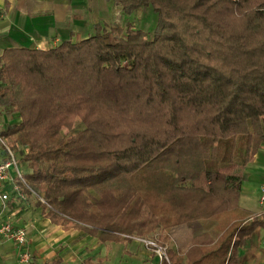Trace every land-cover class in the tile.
<instances>
[{"label": "trees", "instance_id": "16d2710c", "mask_svg": "<svg viewBox=\"0 0 264 264\" xmlns=\"http://www.w3.org/2000/svg\"><path fill=\"white\" fill-rule=\"evenodd\" d=\"M112 2L151 8L152 36L97 22L55 47L7 49L0 105L18 117L2 134L27 146L26 178L53 223L102 243L151 237L161 264H238L264 225L240 204L264 142V0ZM179 225L214 242L184 252Z\"/></svg>", "mask_w": 264, "mask_h": 264}, {"label": "crops", "instance_id": "0c3cea01", "mask_svg": "<svg viewBox=\"0 0 264 264\" xmlns=\"http://www.w3.org/2000/svg\"><path fill=\"white\" fill-rule=\"evenodd\" d=\"M111 8L112 5L107 0H0V58L10 48L47 49L57 46L64 40L86 37L92 32L94 24L111 18ZM14 121L15 119L10 118L0 107L2 130ZM246 174L247 178L241 188L240 204L253 213L262 215L264 219V206L259 202L260 188L264 183V142L254 159L248 163ZM6 189H11L10 181L6 182ZM37 202V207L41 208ZM23 204L16 202L12 197L6 215L11 216L16 225L27 229L30 248L35 253L32 263L28 264L34 262L44 264L56 256L63 258L61 254H55L52 259L43 261L36 257L40 251L44 255L46 248L52 244L50 238L40 239L38 232L47 222L57 227L61 226L64 231L74 228L65 229L62 225L53 223L42 214V208L33 212L30 202L26 206ZM206 234L208 233L198 234L197 237L192 234V237L200 238ZM213 242L212 238L208 243L194 242L187 248L180 249L185 252L192 245ZM0 264H20L13 241L0 239ZM238 264H264V225L258 226L246 244L239 248Z\"/></svg>", "mask_w": 264, "mask_h": 264}, {"label": "rangeland", "instance_id": "374dc122", "mask_svg": "<svg viewBox=\"0 0 264 264\" xmlns=\"http://www.w3.org/2000/svg\"><path fill=\"white\" fill-rule=\"evenodd\" d=\"M111 5V18L105 21L109 23L116 22L125 26L128 22L132 23L136 28H140L146 31L149 34V37L152 36L153 30L155 28L157 17L156 14L152 11L151 8L141 7L139 10L133 12V14L129 15L125 13L120 5L115 4L112 0H107ZM104 21V22H105ZM3 108L2 105H0ZM8 114V116L12 119H17L18 114L10 109H2ZM0 131L2 132V128L0 127ZM5 136V135H4ZM6 137V136H5ZM7 142L9 146L16 153L17 158L20 162V165L25 172V174L30 171L29 167H27V162L24 160V150L27 151V146L22 145L19 142H14L10 138H7ZM30 193L28 196L29 200L23 205H28L27 203H31V210L33 212L41 210V208L37 207V200L40 198V194ZM32 197V198H31ZM40 235V239L50 238L52 240V244L49 248H46L43 252H39L38 257L40 260L52 259L55 254H61L64 258L63 264L69 263H79L83 259L92 257L97 258L100 256H105L108 260L106 264H161V256L159 251L154 249L151 242L154 240L151 237L133 238L132 242L128 245L120 244V243H102L97 238L90 236L83 231L77 229H70L69 231H64L63 228L52 225L47 222L41 230L38 232ZM192 231L187 225L175 227L172 232L173 243L176 244L179 248L185 249L190 244L194 242L200 243H208L212 241V238L209 237L208 234L201 236L200 238L192 237ZM156 234L155 236H157ZM195 237H197L195 235ZM28 249L31 254V258L29 262H22L18 258L20 264H28L32 263L33 251L30 248V243L28 242ZM33 264H39L34 262Z\"/></svg>", "mask_w": 264, "mask_h": 264}, {"label": "built area", "instance_id": "2783aa9c", "mask_svg": "<svg viewBox=\"0 0 264 264\" xmlns=\"http://www.w3.org/2000/svg\"><path fill=\"white\" fill-rule=\"evenodd\" d=\"M7 181H10V190L6 189ZM30 193L36 192L27 180L16 153L0 131V239L13 241L17 248L18 258L26 263L31 258L27 229L16 225L12 217L6 215V212L12 197L18 203H26ZM259 202L264 206V183L260 188ZM151 243L155 245V250L159 251L161 260L163 256L167 257L164 247L159 246L155 241Z\"/></svg>", "mask_w": 264, "mask_h": 264}]
</instances>
